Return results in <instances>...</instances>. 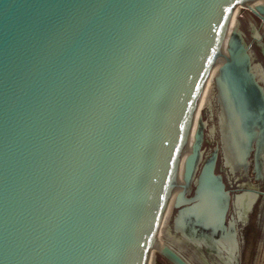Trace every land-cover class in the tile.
I'll return each instance as SVG.
<instances>
[{"label":"water","instance_id":"95a60500","mask_svg":"<svg viewBox=\"0 0 264 264\" xmlns=\"http://www.w3.org/2000/svg\"><path fill=\"white\" fill-rule=\"evenodd\" d=\"M257 1L0 0V264H150L181 171L176 231L238 251L217 168L221 148L264 167V83L231 30ZM225 45L206 155L196 118Z\"/></svg>","mask_w":264,"mask_h":264},{"label":"flooded vegetation","instance_id":"af4514ba","mask_svg":"<svg viewBox=\"0 0 264 264\" xmlns=\"http://www.w3.org/2000/svg\"><path fill=\"white\" fill-rule=\"evenodd\" d=\"M215 105L217 107L215 119L218 125V129L213 131L212 133L214 134V136L220 137L221 143V125L223 122V112L221 106L217 103V101ZM208 111L206 112V115L203 118L207 122L206 139L204 143L205 150L207 149L206 146L208 145V127L210 122L214 120L208 118ZM217 145L220 146L219 142L215 144V147ZM220 147H222V143ZM227 164V175L225 174L224 170L219 167V164L217 168V173L221 174L224 177L226 188L231 194V207L227 221L229 224L234 223L237 228V240L239 244L238 251L234 254L231 253V246L229 244H226L225 242H222L221 245H219L218 248L220 249V252H217L213 248L206 247L205 245H197L186 239L183 236L181 230H179L178 233L174 227L173 221L169 230L172 236L178 239L182 244L189 247L194 252V254L200 259H202L206 264H240V253L243 245L241 237L242 231L250 225L252 218H254L255 216H258V225L261 224V220L264 217V167L260 168L257 165L256 148L251 153L246 167L235 166L234 164H231L229 162L228 158ZM192 196L193 189L190 191L186 190V197L190 198ZM177 211L178 210L175 211V216L177 214ZM173 214L174 209H171L170 219L173 217ZM258 245L259 244H257V246ZM166 248H170L188 264H194L191 259L187 258L180 250H177L171 244H164L159 251V255L156 258L153 256L150 264H174L165 255Z\"/></svg>","mask_w":264,"mask_h":264},{"label":"rangeland","instance_id":"374dc122","mask_svg":"<svg viewBox=\"0 0 264 264\" xmlns=\"http://www.w3.org/2000/svg\"><path fill=\"white\" fill-rule=\"evenodd\" d=\"M234 20L238 22L237 26H239L245 34L246 41L248 45H250L251 52L254 57V62L259 67L260 76L264 83V22L254 14L251 6L237 10L234 15ZM214 75L215 73H212L198 110L201 112L199 117L204 118L206 112L209 110L207 114L208 118H211L212 120L214 119L212 122H210L208 127V145L206 146L207 149L205 150L206 155H209L213 151L217 142H219L221 146L220 137L214 136L212 133L218 129L215 119L217 107L215 105L216 91L214 87ZM194 127L195 125L193 126V130ZM219 167L224 170L225 174L227 173V157L222 149L220 153ZM182 186L183 181L179 180L173 196L174 199L177 198L179 193L183 192ZM175 211L176 210L174 208L173 217L170 219V207L167 210L165 220L161 228L155 250L153 252V256L156 258L159 255V251L164 244H171L174 248L180 250L187 258L191 259L194 264H206L202 259L197 257L189 247L182 244L170 233L169 230L175 216ZM258 221V216H255L252 218L250 225L242 231L241 237L243 245L240 253V264H264V217L261 220V224L258 225ZM257 244L259 245L257 246Z\"/></svg>","mask_w":264,"mask_h":264},{"label":"bare ground","instance_id":"6f19581e","mask_svg":"<svg viewBox=\"0 0 264 264\" xmlns=\"http://www.w3.org/2000/svg\"><path fill=\"white\" fill-rule=\"evenodd\" d=\"M264 4V0H259V1H257L256 3H254L253 5H251V8H252V11L255 13V9H256V7L258 6V5H261V4ZM237 25H238V22H236L234 19H233V23H232V25H231V30H234L236 27H237ZM227 45H225V47H224V49H223V52H222V56H221V58L219 59V62L217 63V65H216V67H215V69H214V71H213V74L215 73V75H214V79L216 78V76H217V74H218V71H219V68L221 67V65L223 64V63H225L226 62V59L228 58V52H227ZM200 111H198V113H197V118H196V122L198 121V119L200 118L199 116H200ZM196 122H195V127H194V130H193V134H192V137H191V141H190V143H189V148H188V150H187V155H189L190 153H191V151H192V145H193V143H194V133H195V131H196ZM180 180H182L183 181V171H181V177H180ZM182 188H183V192H181V193H186V190L187 189H189L188 188V186H187V184L183 181V186H182ZM181 193H179V194H181ZM175 202H176V199H174L173 198V200L171 201V204H170V210L171 209H174L175 207H174V205H175Z\"/></svg>","mask_w":264,"mask_h":264}]
</instances>
